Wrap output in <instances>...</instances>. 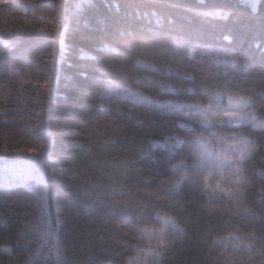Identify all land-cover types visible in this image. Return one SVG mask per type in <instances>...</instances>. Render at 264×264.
Segmentation results:
<instances>
[{"label":"trees","instance_id":"trees-1","mask_svg":"<svg viewBox=\"0 0 264 264\" xmlns=\"http://www.w3.org/2000/svg\"><path fill=\"white\" fill-rule=\"evenodd\" d=\"M0 69V264H264V0H0Z\"/></svg>","mask_w":264,"mask_h":264},{"label":"clouds","instance_id":"clouds-1","mask_svg":"<svg viewBox=\"0 0 264 264\" xmlns=\"http://www.w3.org/2000/svg\"><path fill=\"white\" fill-rule=\"evenodd\" d=\"M242 122L243 121H241V123ZM231 123H233V121ZM234 139L237 138H226L222 141V143L227 146L226 148L221 147L218 151H212L213 158L205 163L207 165L208 171L199 178L201 181L199 185V191H201L207 197L209 202H212L214 198H219L221 196L227 197L233 191V188L229 186V177L226 175L225 170L232 166L230 165L229 161H235L238 155L240 158L242 155L244 157L247 152V146L244 143H241L237 146L238 151L232 150V148L229 146H232V140ZM239 139L243 141L245 138L241 137ZM217 155L220 156V160L215 159ZM221 164L222 166H219ZM209 177L214 178V185L208 184ZM217 185H219V187H217ZM209 210L211 209L209 208ZM172 219L175 221L177 229L180 230L179 232H174L179 234L181 232L183 233L184 228L181 226L179 219L176 216ZM167 229H172V226L169 225L165 227L164 230Z\"/></svg>","mask_w":264,"mask_h":264},{"label":"snow or ice","instance_id":"snow-or-ice-1","mask_svg":"<svg viewBox=\"0 0 264 264\" xmlns=\"http://www.w3.org/2000/svg\"><path fill=\"white\" fill-rule=\"evenodd\" d=\"M0 71H3L2 69H0ZM9 71H11V69H9ZM217 99H219L217 97ZM233 107H236V108H239L241 107V105H233ZM177 110H180V109H177ZM210 111V109H209ZM192 115H199L200 117V120H201V123L204 124L205 127H210L211 126V123H212V119L206 115V114H203V113H193ZM217 115L216 112H212L211 113V116L212 117H215ZM226 118H228L229 122L231 123L232 120H231V114L230 113H226L225 114ZM181 127H184V125H181ZM189 131H191V129H188ZM213 135H215V133H213ZM180 143H182V141H177V145H179ZM196 143L198 145V148H199V161H200V167H202L207 161L211 160L213 158V154H212V151L209 149V146H208V143L205 142V138L204 137H198L197 140H196ZM229 147H234V146H229ZM215 159L217 160H220V156L217 155L215 157ZM241 159H243V155L241 156ZM219 166H222L219 165ZM199 178V170L195 171V172H192V173H189L188 171H185L183 174H182V179L183 180H188L190 183L192 184H195L196 180ZM179 183H177L176 185H174L172 191H176L178 190L179 188ZM217 187H219V185H217ZM163 224L165 227L171 225L172 226V229L174 231H180L179 229H177L176 227V224H175V221L169 217V216H164L163 218ZM181 235H183V233L181 232L180 233ZM160 235L163 236V230H161L160 232ZM160 244L163 245L164 244V241L161 239L160 240Z\"/></svg>","mask_w":264,"mask_h":264},{"label":"rangeland","instance_id":"rangeland-1","mask_svg":"<svg viewBox=\"0 0 264 264\" xmlns=\"http://www.w3.org/2000/svg\"><path fill=\"white\" fill-rule=\"evenodd\" d=\"M25 169H26V168H25ZM26 170L28 171V169H26ZM11 171H16V170H11ZM17 171H20V172H21L20 174L23 173V170H22V169H19V170H17ZM17 171H16V172H9V173L12 174V177L16 179V177H20V176H22V175H20L19 172H17ZM28 172H29V171H28ZM24 174H25L26 177H28L27 174H29V173H25V172H24Z\"/></svg>","mask_w":264,"mask_h":264}]
</instances>
